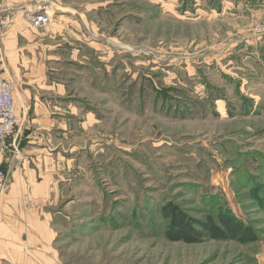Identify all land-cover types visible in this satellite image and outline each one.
<instances>
[{
    "label": "rangeland",
    "instance_id": "374dc122",
    "mask_svg": "<svg viewBox=\"0 0 264 264\" xmlns=\"http://www.w3.org/2000/svg\"><path fill=\"white\" fill-rule=\"evenodd\" d=\"M20 10L37 30L67 22L44 61L69 105L27 110L0 141V226L22 236L36 226L34 255L15 241L25 264H264V0H38ZM44 12L40 26L27 17ZM13 170L35 206L27 193L18 206L4 197ZM181 220L198 240L176 239ZM2 232L0 264H24L3 252L12 245Z\"/></svg>",
    "mask_w": 264,
    "mask_h": 264
},
{
    "label": "crops",
    "instance_id": "0c3cea01",
    "mask_svg": "<svg viewBox=\"0 0 264 264\" xmlns=\"http://www.w3.org/2000/svg\"><path fill=\"white\" fill-rule=\"evenodd\" d=\"M37 3L38 0H0V25L3 26L2 29L0 28V77L12 79L14 83H16L14 90L15 115L16 119L19 120L18 122L22 124L24 123L22 117L27 110L33 112L32 115H40L41 113V115H45L46 112L55 114L58 110H66L69 108V105L65 104L62 100L67 97L64 92L66 91V86L63 84L64 82H53L46 78L45 73L48 67L44 61V57L47 56L45 51L53 48L52 38L56 36V34L57 37L61 36V27L67 25V22H64V25L52 23V25L46 26L43 30L42 28L37 30L26 20L27 18L24 16L23 11L20 10V7L21 9H32ZM67 30H69V28ZM74 35L77 36L78 34L75 33ZM48 46L49 49H47ZM73 46L77 48L80 47L76 43ZM71 50L72 52L76 51L73 50V48H71ZM57 58H59V56ZM48 82L53 83L48 84ZM48 96L51 100H55V102L45 103L44 100L48 98ZM22 129L23 127L20 129V135L24 132ZM17 139L16 142H18ZM16 160V154H12L8 162L9 169L14 168ZM12 176L13 178L9 185V188H12L11 192L9 191L10 193L7 194V196H3L6 198L10 196L11 199L14 196H18V199H16V206H18L17 204L20 203V192L27 193L30 199L23 204L26 205V207H30L31 204L35 206L36 200H32L31 198L32 196L37 197V192L34 191L31 193L32 188L26 191L25 188L29 185L22 187L19 191V187L16 185L20 183L19 181H21L20 179L22 178L16 172V176L20 177V179H14V170ZM29 179V182H31L32 178L29 177ZM5 207L12 206L4 204V210ZM15 223L16 225L22 224L20 221ZM26 225L28 226V230L24 232L23 236V232L20 234L16 232V226L11 227L5 224L0 226V232L3 231L2 237L4 238L3 242L5 246L12 245V247L10 246L11 250H8L9 252L5 249L6 247L3 249V252L9 254L12 262L19 263V261L23 259V263L25 264V256L24 254L22 255L20 246L15 244L17 241L21 242L23 237L32 243L30 245V250L31 247H33L34 252L31 251V254H35V231L33 230L32 232L31 229H34V227L36 228V226L31 220ZM26 232L28 233L27 236L25 235Z\"/></svg>",
    "mask_w": 264,
    "mask_h": 264
},
{
    "label": "built area",
    "instance_id": "2783aa9c",
    "mask_svg": "<svg viewBox=\"0 0 264 264\" xmlns=\"http://www.w3.org/2000/svg\"><path fill=\"white\" fill-rule=\"evenodd\" d=\"M35 26H40L50 20L47 13H32L27 15ZM262 28L261 31H263ZM16 83L0 77V141L13 132L15 124L14 88Z\"/></svg>",
    "mask_w": 264,
    "mask_h": 264
},
{
    "label": "trees",
    "instance_id": "16d2710c",
    "mask_svg": "<svg viewBox=\"0 0 264 264\" xmlns=\"http://www.w3.org/2000/svg\"><path fill=\"white\" fill-rule=\"evenodd\" d=\"M163 210H164V213L166 214V216H169L170 213L173 216V214L176 213L175 208L173 206H170V204H168L167 206L163 207ZM177 224H178V226H177L178 232H175L177 234L176 235V239H181V240L186 241V242H192V241H195V240L199 239L198 234L192 233V235H190L191 232L186 230L185 222H183L181 220L180 222H177ZM204 226L207 229H210V230L214 229L210 219H208V221H206ZM173 229H174V227H173ZM229 229H231V228H229ZM238 233H241L240 228L238 230H236V231H233V232L231 231L230 234H233L232 236H235Z\"/></svg>",
    "mask_w": 264,
    "mask_h": 264
},
{
    "label": "bare ground",
    "instance_id": "6f19581e",
    "mask_svg": "<svg viewBox=\"0 0 264 264\" xmlns=\"http://www.w3.org/2000/svg\"><path fill=\"white\" fill-rule=\"evenodd\" d=\"M49 16H50V18H51V15H50V13H49Z\"/></svg>",
    "mask_w": 264,
    "mask_h": 264
}]
</instances>
